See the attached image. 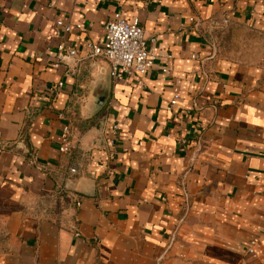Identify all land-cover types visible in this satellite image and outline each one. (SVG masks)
Returning a JSON list of instances; mask_svg holds the SVG:
<instances>
[{
    "label": "crops",
    "instance_id": "crops-1",
    "mask_svg": "<svg viewBox=\"0 0 264 264\" xmlns=\"http://www.w3.org/2000/svg\"><path fill=\"white\" fill-rule=\"evenodd\" d=\"M114 12L157 55L141 87L86 56ZM263 23L264 0H0V264H264Z\"/></svg>",
    "mask_w": 264,
    "mask_h": 264
},
{
    "label": "built area",
    "instance_id": "built-area-1",
    "mask_svg": "<svg viewBox=\"0 0 264 264\" xmlns=\"http://www.w3.org/2000/svg\"><path fill=\"white\" fill-rule=\"evenodd\" d=\"M75 28L77 30L81 29L80 25L75 26ZM69 30V26L64 27L65 33ZM103 31V42L101 45L86 44V56L90 58H102L107 63L109 76L114 81L122 79L132 80L138 87H141L147 72L156 62L157 55L152 48L147 46L144 31L140 26L139 20L135 17H126L120 12H114L104 24ZM260 31L264 33V23ZM76 57L77 52L75 49L67 46L65 43H60L55 50L57 62L54 66L57 67L66 58L76 59ZM192 58L195 59V56ZM60 87H62V83L57 84V88L59 89ZM176 102V99L171 100L165 110L170 112ZM57 118L65 122L63 113H59ZM117 130V125L113 123L106 139L108 157L113 152ZM187 134L178 137V142L182 148L187 147ZM166 137L169 138L170 135ZM75 148L76 141L72 136L71 130L67 124H64L61 129L58 152L64 156H70ZM69 172L73 174L75 173V169L70 168ZM254 245L255 242H250L247 249V254L251 258L256 257Z\"/></svg>",
    "mask_w": 264,
    "mask_h": 264
},
{
    "label": "water",
    "instance_id": "water-1",
    "mask_svg": "<svg viewBox=\"0 0 264 264\" xmlns=\"http://www.w3.org/2000/svg\"><path fill=\"white\" fill-rule=\"evenodd\" d=\"M92 97L94 99V103H93L94 111L96 112L104 105L108 97V89L104 87L102 84L96 85V87L92 92Z\"/></svg>",
    "mask_w": 264,
    "mask_h": 264
}]
</instances>
